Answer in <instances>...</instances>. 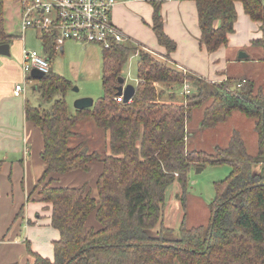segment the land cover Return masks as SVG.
<instances>
[{"label":"trees","instance_id":"1","mask_svg":"<svg viewBox=\"0 0 264 264\" xmlns=\"http://www.w3.org/2000/svg\"><path fill=\"white\" fill-rule=\"evenodd\" d=\"M161 1H150L152 30L172 53L177 45L165 33ZM192 1L198 11L200 43L209 53L228 46L239 2L245 14L260 24L261 37L252 45L264 50V0ZM4 6L5 0H0V45L11 40ZM42 41L52 61L55 35H43ZM132 56H138L136 92L124 103L116 99L117 89ZM102 64L104 95L92 108L71 116L66 100L71 82L51 71L37 80L41 103L25 104L26 119L42 132V159L48 166L35 192L49 206L51 226L60 233L53 259L30 252L33 264H264V91L245 79L240 89L230 82L211 83L130 41L104 49ZM185 83L192 85V93L178 102L176 92ZM198 108H204L203 128L226 123L234 112L252 120L258 136L256 156L238 131L226 147L217 146L213 153L188 150L187 124ZM86 118L107 134L106 155L89 149L83 153L85 143L70 147V140L79 136L75 128ZM94 163L102 165L96 197L88 184L53 185V175L88 173ZM224 164L232 171L216 185L208 225L189 228L184 216L179 239H165L163 232H172L164 224L168 189L179 185L186 209L191 168ZM2 165L0 161V170ZM158 228L157 236L149 234Z\"/></svg>","mask_w":264,"mask_h":264},{"label":"crops","instance_id":"2","mask_svg":"<svg viewBox=\"0 0 264 264\" xmlns=\"http://www.w3.org/2000/svg\"><path fill=\"white\" fill-rule=\"evenodd\" d=\"M150 1L154 0H118L113 10V23L123 31L130 42L162 59L168 57L173 66L176 65L179 69L196 74L211 83L230 82L232 86L234 80L239 82L245 79L250 82L251 76L246 73L245 65L253 60L248 55L240 59L237 54L240 50L255 47L252 41L261 37V30L260 24L253 22L245 14L242 3H236L238 20L235 33L229 36L228 46L221 47L215 53H209L200 43L201 31L196 3L192 0H162L160 14L164 30L177 45L176 50L169 53L159 44L152 30L154 9ZM19 11L21 13V6ZM40 38L42 40V36ZM67 42L63 44L62 50L55 51V54H65ZM42 49L39 53L48 58L44 48ZM233 49L236 50L234 55ZM261 61L264 63V57ZM50 64L51 72H54L52 61ZM232 67L244 71H240L238 76L233 75ZM136 83L135 76L134 86ZM15 86L12 83L5 88L0 86V161L3 162L0 170V264H33L35 259L30 252L42 258L53 259L54 242L59 240L60 233L51 226L49 206L41 202L35 192L48 167L42 159L43 135L33 122L26 119L25 104L29 100L21 101L22 95L15 96ZM33 89L35 91L36 86ZM25 93L26 89L22 94ZM237 113L234 112L230 119ZM101 172L102 165L94 163L88 173L76 171L66 175H53V185L69 188L88 184L93 190ZM86 175H89L86 180L91 181L83 182L82 178ZM74 177H80L82 183L78 186L58 183L64 178L68 184ZM16 191L19 192L18 195ZM94 221L91 220L90 223L97 227Z\"/></svg>","mask_w":264,"mask_h":264},{"label":"rangeland","instance_id":"3","mask_svg":"<svg viewBox=\"0 0 264 264\" xmlns=\"http://www.w3.org/2000/svg\"><path fill=\"white\" fill-rule=\"evenodd\" d=\"M116 1L118 2V0ZM20 2L21 0H5V29L7 34L11 37L9 42L11 46V55L9 57H1L0 86L5 88V86H9L11 83L15 86L16 83H22L24 78L27 77L29 80L26 85V93L22 94L21 101L27 99L32 105L36 106L41 103L39 94L33 89L37 86L38 81L33 80L30 73L26 74V77H24L22 72L23 51H38L41 53L43 50V42L40 38L41 33L39 31L32 28L23 31L21 13L19 11L21 6ZM152 35L151 32V36ZM103 50V47L98 44H72L67 42L65 45V54L61 55L60 53H56L52 58L53 71L60 76H64L72 85V88L66 95L69 114L71 116L76 113L75 102L77 100L92 98L96 101L104 95L102 86ZM145 51L156 56L146 49ZM235 51L234 49L232 50L233 55ZM240 51L241 52H238L239 54L237 55L244 53L253 60L252 62H246L247 65H245L246 73L251 76L250 82L255 84V89L261 88L264 91V63L261 61L264 57L263 49L252 47V49ZM137 62L138 56H132L126 64L123 71L126 84H135ZM231 71L233 75L238 76L240 71L244 70L232 67ZM239 82H235L234 80L232 87L236 89V85ZM158 88H162V85H159ZM176 93L178 98L176 101L183 102L185 96L180 95V90H177ZM203 115L204 108L195 109L191 121L187 124L188 150L213 153L217 146L226 147L232 133L238 131L244 138L249 153L256 156L258 144L257 133L253 127L254 122L238 112L224 125L208 129L203 128L201 125ZM75 131L79 133V136L70 140V147L85 143L84 150L89 149L90 152L97 151L102 156L107 154V134L104 130L96 126L93 119L86 118L80 121ZM231 171V167L227 164L218 166L207 165L205 167L193 166L188 173L186 209H184L182 204V192L179 185L174 184L171 186L167 192L164 224L166 228L172 229V232L164 231L163 237L165 239H179V228L184 216H186V224L189 228L202 225L207 226L211 217L209 205L217 194L216 185L227 179ZM259 171L260 167H255L254 172L257 173ZM87 176L89 175L82 178L83 182L91 181V179L86 180ZM64 178L58 183L62 185L65 184V186H78L82 183L80 177H78L80 179L76 177L70 179L71 181L68 184L65 182L67 179ZM92 193L94 197L97 196L95 189H93ZM18 194L19 192L16 191V195ZM25 202L26 200H24V204ZM30 202H32V200ZM159 230H161V228L150 231L149 234L151 236H157Z\"/></svg>","mask_w":264,"mask_h":264},{"label":"built area","instance_id":"4","mask_svg":"<svg viewBox=\"0 0 264 264\" xmlns=\"http://www.w3.org/2000/svg\"><path fill=\"white\" fill-rule=\"evenodd\" d=\"M22 29H35L41 36L55 35V50L60 52L67 41L98 44L109 49L129 38L112 21L116 0H21ZM33 69L45 75L51 71L47 57L38 51H23L22 70L24 77ZM27 77L15 86L14 95L21 96L28 84ZM245 80L237 83L240 89ZM192 85L185 83L181 95L192 93ZM122 100L121 97L116 98ZM123 101V100H122Z\"/></svg>","mask_w":264,"mask_h":264},{"label":"water","instance_id":"5","mask_svg":"<svg viewBox=\"0 0 264 264\" xmlns=\"http://www.w3.org/2000/svg\"><path fill=\"white\" fill-rule=\"evenodd\" d=\"M11 55V47L10 44H1L0 45V57L7 56L9 57ZM247 55L244 53H241L239 55V58H246ZM31 77L35 80H41L45 77V74L40 72L37 69H33L31 71ZM120 86L117 89V96L121 97L124 103H128L132 100V98L135 95L136 88L134 85L126 84V81L124 78H119ZM94 106V99L92 98H82L75 102V108L77 110H85L90 109ZM87 150H84L83 153H85ZM68 264V263H67Z\"/></svg>","mask_w":264,"mask_h":264}]
</instances>
